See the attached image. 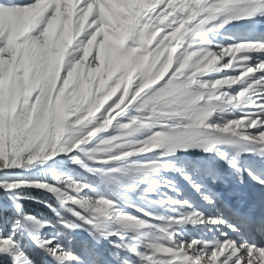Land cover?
Segmentation results:
<instances>
[{"label": "rangeland", "instance_id": "374dc122", "mask_svg": "<svg viewBox=\"0 0 264 264\" xmlns=\"http://www.w3.org/2000/svg\"><path fill=\"white\" fill-rule=\"evenodd\" d=\"M159 1L48 0L38 8L28 5L20 9L15 17L0 16V159L6 161L20 148L24 149V157L37 156L31 164L0 170V183L20 185L11 190L0 188L6 194L0 198V247L6 245L4 240L10 241L0 257L10 258L12 264H34L31 251L35 250L45 256L42 264H153L157 259L166 260L165 264H183L182 255L176 254L182 252V245L196 241L194 247L204 249L209 256L199 252L193 255H199L196 259L203 264H210L211 251L227 241L252 245L238 240L241 229L234 224L237 220L229 217L231 212L221 203L222 194L214 189L215 181L233 186L247 174L251 184L264 194V183L258 182L264 179V163L253 154H242L235 143L222 140L207 159L159 147L120 160L102 152L94 157L84 155L101 138L118 134L114 125L125 122L123 111L136 96L155 87L168 74L181 47L188 50L187 59L203 53L201 61L207 60L203 69H218L203 77L204 81H212L216 95L221 91L234 95L264 79V74L255 73L257 70L246 72L247 67L257 69L260 62H252L253 49L239 46L251 41L241 38L253 34L237 33L223 42L217 38L230 34L218 32L208 39L201 33L198 40L199 27L190 32L180 26L182 18L190 21L201 8H210L209 0H200L199 9L185 3L190 0H175L168 10L166 4L171 0H165L161 7ZM208 13L213 18L221 16ZM153 27L154 31L148 30ZM133 36L136 42L130 43ZM158 38L164 44L162 48L153 47ZM161 58L164 63L153 76ZM137 73H144L146 78L134 88ZM258 98L252 91L248 103L226 114V118H254L253 106L259 107L255 104ZM89 101L93 107L72 120ZM96 116H104L107 130L90 139L81 138L75 147L58 145L69 121L72 127H79ZM245 128L249 136L262 130L259 126L252 128V124ZM49 130L53 134L50 144L44 139ZM129 138L142 139L143 134ZM61 147L70 150L61 153L57 151ZM114 155L121 156L118 152ZM145 165H155L157 170L146 169ZM65 179L88 185L80 192L69 189L74 199L102 198L111 207L104 214L90 216L78 204L62 205L53 193L34 186L46 183L63 190L59 181ZM31 191L35 195L31 196ZM116 214L127 215L129 222L123 227L115 225L112 217ZM69 222L77 226L65 227ZM165 225L173 242L155 245L143 235L149 228ZM228 231L234 233V240L227 239ZM55 247L71 259H55L49 252ZM229 252L225 249L219 253L214 264H235Z\"/></svg>", "mask_w": 264, "mask_h": 264}, {"label": "clouds", "instance_id": "9594fccd", "mask_svg": "<svg viewBox=\"0 0 264 264\" xmlns=\"http://www.w3.org/2000/svg\"><path fill=\"white\" fill-rule=\"evenodd\" d=\"M207 19L214 21L216 18L207 17ZM223 24H225L224 17L221 16L219 22L213 23V26L220 27ZM148 30L154 31V27ZM208 31L212 32V28H208ZM135 42L136 37L133 36L130 43ZM164 43L166 44L167 41H164ZM244 44L241 43L239 46L243 47ZM156 45H160L161 48L164 46L159 38L153 44V47L155 48ZM236 45L233 44V46ZM141 47H143L142 44ZM157 52H159V48H157ZM202 54L197 53L187 59L189 52L186 48L181 47L176 53L173 67L168 74L155 87H150L135 97L134 103L126 108L131 114H127L126 110L123 111V113H126L125 122H117L114 125L118 134L109 138H101L97 146L84 152V154L87 153V156L94 157L97 152H102L112 158L116 156L114 152L124 155L126 153L149 152L157 147L167 150L168 146L173 143H200L208 147L215 142L225 140L230 143L243 144L247 131L245 125H251V120L242 117L227 119L226 114H232L235 110L242 109L248 103L251 91L249 87H246L234 95H229L223 91L216 95L212 87V81H204L203 77L209 72L218 71V69L212 67L203 69V65L207 63V60L201 61ZM217 54L219 55V53ZM166 56L167 53H165ZM163 63L164 58H161L160 63L153 69V76L157 74ZM145 78L144 73H137L136 83L133 87L139 88ZM92 107L91 101H89V104L80 109L71 119H79L85 111ZM106 111L107 109H105ZM105 124L104 116L89 118L83 121L79 127H72L71 121H69L65 128L64 137L58 138L57 143L58 145L71 147L75 141L81 140V138L90 139L96 133L107 130L108 126L102 127ZM158 126L163 127L158 128ZM191 132H195L197 135L191 139L181 137V134ZM137 133L143 134V138H129ZM52 137L53 134L49 130L48 135L44 138L45 143H52ZM39 146V144L36 145V147ZM35 150L36 148L32 149V151ZM145 168L152 171L157 170L155 165H148ZM59 182L63 184V190L49 186L46 183H37L34 186L53 193L62 205L73 204L74 201H77L68 194L69 189L80 192L88 187L87 184L74 183L71 179L60 180ZM101 200L107 202L111 207L108 200L102 198L92 200L88 196L81 197L77 204L79 206L83 205V209L90 216L104 214L106 209L102 213L95 212L96 208H103L100 203ZM112 219L115 225L123 227L129 222L130 217L116 214ZM135 223L140 227H144L139 221ZM143 235L148 237L150 242L155 245L173 242L172 234L167 225L149 228ZM6 247L7 245L0 247V253L5 252ZM184 250L186 251L187 248L185 247ZM165 262L164 259H157L153 264H165ZM201 264H203V261H201Z\"/></svg>", "mask_w": 264, "mask_h": 264}, {"label": "snow or ice", "instance_id": "6c2138e0", "mask_svg": "<svg viewBox=\"0 0 264 264\" xmlns=\"http://www.w3.org/2000/svg\"><path fill=\"white\" fill-rule=\"evenodd\" d=\"M257 0H209V3L211 5L210 8L206 9L207 11L218 13L219 15L224 17V23H228L229 20H238L244 17L245 15H252V11L250 10L255 4ZM36 0H0V16L3 17H15L19 15V10L22 8L27 7L28 5L35 4ZM3 41H0V45H2ZM243 47H247L250 49H257L260 51H264V42H257V43H245L242 45ZM258 69H264V62H260L258 64ZM253 67H247L246 72L252 73L254 70ZM248 87L253 90L256 95L259 97L256 99L255 104L259 105V107L253 106L254 109H256V116L254 118H251V124L252 128H257L258 126L262 129L256 134H253L249 136L246 134L244 136L245 141H264V91L258 92L259 90H264V79L256 80L253 84H249ZM102 127H107V125H102ZM225 131H227L225 129ZM197 133L191 132V133H183L181 134V137L183 139H191L193 138ZM81 140L75 141V143L72 144L71 147H75L77 144H79ZM181 143H173L168 146V151H172L175 146H178ZM70 148L61 147L57 151L63 153L69 151ZM210 150L208 147H205V151ZM143 151V150H142ZM24 152L23 148L14 150L12 153L9 154L7 160L0 159V170L10 169V168H16L19 167L21 164H31L34 160L37 159L36 155H27L26 157L22 156V153ZM52 155H55V153H52ZM87 156V153L84 154ZM132 153H126L121 156H113V160H120L122 157L131 156ZM48 157H45L47 159ZM76 163H79L78 160L75 161ZM148 165H145V167ZM255 179V178H254ZM258 182L264 183V179L259 180ZM20 187L18 183L15 182H5L0 183V188L11 190L16 189ZM42 187V186H40ZM75 187V185H74ZM78 203L77 201L73 202V205H76ZM100 203L103 205V208H96L95 212L102 213L105 209L109 208L110 205L105 202L104 200H101ZM83 209V205L80 206ZM17 209L19 210V207L17 206ZM69 212L72 213V215L75 217L77 216L76 212H73L71 208L68 209ZM81 220H83V217H80ZM91 219V217H90ZM63 222V221H61ZM215 222V221H211ZM77 225L74 223H66L65 227L72 228L76 227ZM6 245L10 243L8 240L3 241ZM48 243H51L50 241ZM196 244V241H192L190 243L182 245V252L177 253L176 255H182L183 257V264H201L200 260L196 259L199 255H193V253H203L206 257L209 256L208 252L204 249L197 250L194 245ZM185 247L187 250L185 251ZM225 249L230 250L231 256L235 257V264H264V248H257L254 245H236L232 241H227L224 244L220 245L216 250L211 251L209 262L210 264H214V262L217 261V256L219 253H224ZM157 252L160 251L159 248L155 249ZM49 252L53 257L59 261H64L66 259H71V257L62 251L59 250L58 247L49 249ZM246 253V257H245ZM171 264V262H169Z\"/></svg>", "mask_w": 264, "mask_h": 264}, {"label": "bare ground", "instance_id": "6f19581e", "mask_svg": "<svg viewBox=\"0 0 264 264\" xmlns=\"http://www.w3.org/2000/svg\"><path fill=\"white\" fill-rule=\"evenodd\" d=\"M47 1L48 0H36L35 4H31L29 6L30 7L34 6V8H38V6H42ZM164 1L165 0L159 1L160 7L165 6ZM199 1L200 0H190V2L185 1V3H187L188 5L189 4L190 5L194 4V6L197 5V7H198L197 9H199L200 8V5L198 4ZM29 2H31V0H29ZM174 2H175V0H171L170 3L166 4V9L168 10L171 6H173L172 4ZM203 4L204 3H202V5ZM185 6H186V4H185ZM179 9H180V7H179ZM250 10L252 11V15H250V16L245 15L241 19L229 20L228 23H225V24L221 25L220 27H214L213 23H218L219 18L221 16L216 18L214 21L208 20L207 17H209V13H208L209 11L207 12V10L201 8V10H199L197 12V15L194 17V19L191 18L192 20L187 21V19L182 18L180 21L182 24L180 26H186L188 28V30H190V32L192 30H195V28L199 27L198 33L196 34L198 40H201V38H200L202 35L201 33H203L208 39H210V37L212 35H215V33H218V32L219 33L220 32H226V33L230 34L229 35L230 37L227 36L225 38H223V37L217 38V40H220L223 42L225 40H232V38H234L233 35L237 34V33L253 34L250 38L243 39L244 38L243 37L240 39V40H251L250 42H247V43H254V41L264 40V0H257L256 4ZM187 18H188V16H187ZM210 27L212 28V32L208 31V28H210ZM190 32L188 31L186 34H189ZM186 34H182V36L186 35ZM190 39L192 40L191 37H190ZM226 42H228V41H226ZM222 50L228 51L231 49L230 48H223ZM253 50L254 51H252V54L254 56L252 58L254 61H252V60L251 61L253 63H256V62L258 63V62L264 61V51H260L257 49H253ZM254 67H256V65ZM257 69H258V66H257ZM255 73L256 74H264V69H258L257 71H255ZM250 91L252 92L253 90L250 89ZM221 141L222 140L209 145L208 148L210 150H208V151H205V146H203L200 143H181L178 146H175L171 152H175V151L186 152V153H189L190 156H192L193 158H195V156H197V157L198 156L208 157L209 155L213 154L215 148L220 144ZM236 148L242 154H244L246 156L253 154L257 157V159L259 161L264 162V143H261V144L257 143L256 144V142H253V141L252 142L251 141H245L243 144H236ZM164 150H166V149H164ZM214 186H215L214 189H216L218 191V193H221L223 198L225 199L224 200L225 205L228 208H232L234 211L233 213L236 216H240L238 220L241 222L242 221L245 222V220H244V214L245 213H253L254 212L255 208L252 205L253 201L257 198V196L261 197L259 195V193H261L260 189L251 184L250 180L248 179L247 174H245L244 177L241 176V178H239L237 180V182L235 183V185H233V186L230 184L222 185L216 181L214 182ZM234 188H236V190H234ZM254 188H256V189H254ZM262 197H264V196H262ZM246 225H248V224L246 223ZM245 232L250 235L246 241H251L252 243H255V246L259 245V247L264 248V233L263 232H260L259 230L258 231L252 230L251 228H248V227L246 228ZM241 235H244V233H242ZM231 237H233V235L230 231H228L227 232V238L230 239ZM241 237H243V236H241ZM229 254H230V252H229ZM229 257H230V255H229ZM233 258H235V257H232L230 259L233 260Z\"/></svg>", "mask_w": 264, "mask_h": 264}, {"label": "trees", "instance_id": "16d2710c", "mask_svg": "<svg viewBox=\"0 0 264 264\" xmlns=\"http://www.w3.org/2000/svg\"><path fill=\"white\" fill-rule=\"evenodd\" d=\"M31 196L35 195L34 191L29 192ZM6 196V194H4L2 191H0V198L4 199ZM33 259L31 260V263L34 262V264H42V261H44L45 256L43 254L38 253L35 250L31 251ZM36 255H38L39 257H37ZM0 264H12L10 258L7 257H0Z\"/></svg>", "mask_w": 264, "mask_h": 264}]
</instances>
